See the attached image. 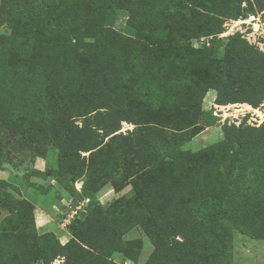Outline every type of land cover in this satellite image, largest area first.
Segmentation results:
<instances>
[{"label":"trees","instance_id":"obj_1","mask_svg":"<svg viewBox=\"0 0 264 264\" xmlns=\"http://www.w3.org/2000/svg\"><path fill=\"white\" fill-rule=\"evenodd\" d=\"M258 13L264 0H0V168L48 159L22 180L51 177L74 211L61 242L0 179V264H124L134 228L153 245L143 264H232L229 228L264 239V121L183 147L217 122L208 92L264 103V51L219 36ZM106 185L130 189L104 205Z\"/></svg>","mask_w":264,"mask_h":264},{"label":"rangeland","instance_id":"obj_2","mask_svg":"<svg viewBox=\"0 0 264 264\" xmlns=\"http://www.w3.org/2000/svg\"><path fill=\"white\" fill-rule=\"evenodd\" d=\"M126 17V13H119L115 23L118 30L125 31ZM251 17L252 19H250ZM225 27L223 36L239 30L244 32L250 42L256 43L264 50V20L261 19L260 13L250 15L244 19L229 20L225 23ZM213 101L214 92L210 91L203 101L204 108L213 110ZM246 105L235 103L216 106L217 115L215 116L218 118L217 122L208 127L198 124L196 126L197 134L183 147L196 150L219 140L222 137L221 125L224 121L238 124L245 117L246 122L250 124H258L264 121V103L255 108L256 110H252L249 108L250 106ZM130 128H132V125L123 123L121 130L125 131ZM49 166H52V164L49 163L48 159L42 158H37L34 163H29L26 160L15 161L0 168V179L7 180L18 188L17 192L12 187L10 188L15 195L28 198L35 204V219L39 232L53 231L59 236L61 242H64L69 237L65 224L68 223L74 212L67 209L69 199L66 197V192L51 177L42 178L32 174L29 177L28 184L22 180V175L25 173H30L34 169L45 170ZM53 166H56V164L53 163ZM74 185L79 189L81 182H75ZM129 189V185L120 190H115L110 185H106L98 192L96 198L100 203L106 205L112 199L127 193ZM4 215L5 211H1L0 219ZM229 229L232 243V264H264V239H253L232 228ZM123 242L126 244L128 251L114 252L112 258L117 262L123 258L124 264H143L153 248L148 237L138 228L127 232L123 236ZM60 261L55 262L59 263Z\"/></svg>","mask_w":264,"mask_h":264},{"label":"built area","instance_id":"obj_3","mask_svg":"<svg viewBox=\"0 0 264 264\" xmlns=\"http://www.w3.org/2000/svg\"><path fill=\"white\" fill-rule=\"evenodd\" d=\"M226 23H227V22H226ZM224 32H225V31H224ZM224 32H222L221 34H219V36L222 37V36L225 34ZM247 38H248V37H247ZM204 39H205V38L202 37V38L200 39V42L204 41ZM263 43H264V42H263ZM255 44H256V43H255ZM259 45H261V43H259ZM259 48H260V47H259ZM260 49H261V48H260ZM263 51H264V50H263ZM212 104H213V107H214L213 110H212V112H213L214 115H217V112H216V109H217V108H216V106H225V105H218V104H215L214 101L212 102ZM247 105H248V104H247ZM249 106H250V105H249ZM250 107H251V106H250ZM251 109H252V110H256L255 108H252V107H251ZM261 123H262V121H261L260 123H258V124H257V123H251V124H253V125H259V124H261ZM87 201H88V200L85 199V201L82 202L81 204H83V203H85V202H87ZM78 207H80V205H79ZM73 213H74V212H73Z\"/></svg>","mask_w":264,"mask_h":264},{"label":"bare ground","instance_id":"obj_4","mask_svg":"<svg viewBox=\"0 0 264 264\" xmlns=\"http://www.w3.org/2000/svg\"><path fill=\"white\" fill-rule=\"evenodd\" d=\"M250 19H252V17H251ZM246 106H248V107H249V105H246ZM249 108H251V107H249Z\"/></svg>","mask_w":264,"mask_h":264}]
</instances>
